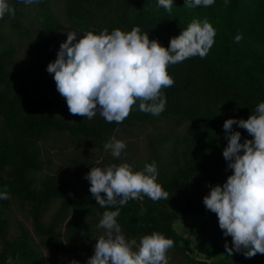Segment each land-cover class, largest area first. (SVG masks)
Here are the masks:
<instances>
[{"label":"trees","instance_id":"trees-1","mask_svg":"<svg viewBox=\"0 0 264 264\" xmlns=\"http://www.w3.org/2000/svg\"><path fill=\"white\" fill-rule=\"evenodd\" d=\"M8 2L15 8V16L0 20V192L7 189L10 198L0 199V264H8L9 257L12 264H57L62 256H72L67 264L73 260L87 264L90 256L75 242L93 233L92 220L97 214L117 208V223L127 240L140 242L145 235L161 233L174 241L172 248L187 264H264L260 254L251 259L235 252L229 256L224 245L227 242L232 247L231 237H224L218 217L203 204L210 191L207 185L222 186L233 174L222 155L227 146L224 122L247 120L264 102V0H227V4L215 0L208 8H187L185 0H173L170 13L158 6V0ZM54 2L61 6L64 24ZM31 18L48 35L62 32L66 25L80 37L88 31L100 34L107 29L111 34L120 29L127 33L139 27L150 41L165 48L193 20L203 23L207 19L216 36L205 58L196 56L168 66L175 83L162 90L167 103L159 116L140 111L137 102L129 117L118 124L106 122L99 112L91 120L54 114L66 103L46 70L56 59L52 48L57 37L47 36L36 44L30 67L25 68L16 61L17 47L6 44L3 36L8 25L19 39L31 38L35 30L26 25ZM238 34L243 39L237 43ZM37 75L43 76L38 84L34 80ZM159 124H169L168 133L151 141L153 156L146 164H162L163 152H167L168 168L156 182L168 192V200L153 202L144 197L124 206L102 208L90 188L81 192L69 180L44 175L37 184L35 175L46 167L41 142L51 134L84 138L93 149L103 152L119 128ZM233 130L241 132V142L252 139L246 130L235 125ZM57 201H61L59 209L45 224V211ZM14 205L28 210L40 243L23 224L17 236L10 238L7 213ZM191 215L206 217L197 226L188 222ZM65 223L64 241L60 229ZM178 226L187 227L190 237L178 232ZM44 247H52V254L46 256Z\"/></svg>","mask_w":264,"mask_h":264},{"label":"clouds","instance_id":"clouds-1","mask_svg":"<svg viewBox=\"0 0 264 264\" xmlns=\"http://www.w3.org/2000/svg\"><path fill=\"white\" fill-rule=\"evenodd\" d=\"M24 5L39 4L42 0H19ZM215 0H185L187 8H208ZM227 4V0H225ZM158 6L169 13L173 0H158ZM15 16V8L8 0H0V20ZM69 31L54 62L47 66L53 75L56 90L66 100L69 113L91 120L97 112L108 123H123L139 102V110L159 116L166 107L163 89L172 87L174 79L168 74L169 65L182 63L199 56L205 58L215 43L216 30L207 19L193 20L178 37L171 38L168 48L149 40L139 27L130 32L107 29L94 34ZM243 36L238 34L235 42ZM256 114L247 120L227 119L223 131L227 146L223 158L232 175L223 185H207L203 197L206 210L216 214L224 237H231L232 247H224L229 256L242 253L246 258L264 255V102L258 104ZM246 130L252 139H244L233 126ZM114 158L126 148L114 138L104 145ZM155 162L146 164L143 171L134 172L127 163L105 168L93 167L85 176L90 182V193L100 207L124 206L130 200L153 202L168 200L169 194L157 183ZM103 194V195H102ZM10 196L5 189L0 199ZM146 211V210H145ZM119 209L105 211L98 227L105 230L87 264H169L167 252L174 241L158 232L145 235L137 246L136 240H126L117 223ZM134 247L137 250H133ZM12 264V258H8ZM71 264H79L71 261Z\"/></svg>","mask_w":264,"mask_h":264},{"label":"rangeland","instance_id":"rangeland-1","mask_svg":"<svg viewBox=\"0 0 264 264\" xmlns=\"http://www.w3.org/2000/svg\"><path fill=\"white\" fill-rule=\"evenodd\" d=\"M54 10L60 17V22L65 23V19L62 16V10L59 2H54ZM26 25L34 28L35 33L29 39H19L11 31V27L7 25L3 36H6V44H14L17 47L16 61L22 64L25 68H29L33 60V51L36 44L47 38V36H55L58 41L53 45V52L57 55L60 45L67 40V33L70 31L66 25L62 32L53 34H45L44 31L39 28L37 23L32 18L26 22ZM81 38L78 35V39ZM43 76L37 75L34 80L38 84L42 81ZM54 114L72 118L73 115L69 113L67 103L61 108L54 111ZM169 124H159L156 127L153 125L140 126L138 128H119L112 139L123 141L126 144L125 150L121 156L117 159L111 155L110 150L99 152L93 149L88 141L84 138L74 139L67 134H51L47 140L41 142L43 148V154L45 157L46 167L43 172L35 175L37 184L39 185L40 180L44 175H52L61 180H69L73 186L84 192L91 187L90 182L85 179V176L90 172L93 167L105 168L112 164L119 165L121 163L129 164L133 171L144 170L145 164L149 158L153 156L151 149V141L158 139L160 135L168 133L167 127ZM179 129L178 132H181ZM111 139V140H112ZM168 155L167 152H163L162 164H156L158 175L168 168ZM61 204V201L51 203L43 215V222L48 224L51 217L57 212ZM101 214H97L92 220L94 231L87 237L80 238L75 242V246L79 248L82 253H87L90 257L94 255V246L97 240L105 234V230L98 227L100 220L102 219ZM7 217L11 222L10 238L13 239L19 233L20 224H23L27 229L30 230L32 236L35 237L38 243V238L33 229L32 220L30 214L26 208L21 205H14L7 213ZM204 215H191L188 217V222L199 226L205 219ZM177 226V224H176ZM61 234L64 240L66 233V223L61 227ZM178 232L183 236L190 237L187 227L178 226ZM122 234V233H121ZM123 235V234H122ZM126 239V238H125ZM127 240V239H126ZM65 241V240H64ZM137 246L139 245V241ZM1 249V246H0ZM133 250H137L135 247ZM43 251L46 256H49L53 252L52 247H44ZM199 256V254H195ZM169 258V264H187L184 258L177 253L173 248L167 252ZM72 256H62L57 264H67ZM200 257V256H199ZM52 264V263H50Z\"/></svg>","mask_w":264,"mask_h":264}]
</instances>
